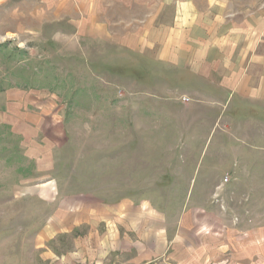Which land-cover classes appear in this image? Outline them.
<instances>
[{
	"label": "rangeland",
	"instance_id": "rangeland-1",
	"mask_svg": "<svg viewBox=\"0 0 264 264\" xmlns=\"http://www.w3.org/2000/svg\"><path fill=\"white\" fill-rule=\"evenodd\" d=\"M42 9L0 5V44L17 54L0 57V264H95L100 247L107 264L115 228L139 242L149 208L175 222L186 205H217L264 223V108L225 100L114 42L78 37L69 16L48 20ZM19 50L28 55L16 64ZM43 71L64 86L7 89L21 76L46 81ZM128 201L138 206L136 234L127 214L104 212Z\"/></svg>",
	"mask_w": 264,
	"mask_h": 264
},
{
	"label": "crops",
	"instance_id": "crops-1",
	"mask_svg": "<svg viewBox=\"0 0 264 264\" xmlns=\"http://www.w3.org/2000/svg\"><path fill=\"white\" fill-rule=\"evenodd\" d=\"M28 1L42 7L48 20L69 16L78 37L114 42L188 73L225 100L264 108V0ZM110 206L104 212L127 214L125 222L134 233L141 227L131 219L138 207L131 201L122 209ZM149 211L150 226L139 242L121 240L115 228L107 264H147L154 258L155 264H264V223L229 216L217 205H186L175 222ZM156 213L164 220L151 219ZM150 230L155 244L148 243ZM100 251L95 264H101Z\"/></svg>",
	"mask_w": 264,
	"mask_h": 264
},
{
	"label": "trees",
	"instance_id": "trees-1",
	"mask_svg": "<svg viewBox=\"0 0 264 264\" xmlns=\"http://www.w3.org/2000/svg\"><path fill=\"white\" fill-rule=\"evenodd\" d=\"M20 52L18 53L19 55V60L16 61V64H19L20 61L24 60L28 53L23 51V50H19ZM17 54L11 53V51L8 49V47L6 46V44H0V57H8L11 59L15 60V56ZM12 79H14L15 76H17L14 72L10 73ZM38 75L35 74V77H23L21 76L20 82L17 81H11V79L9 80L8 84H7V89L8 88H14L17 87L21 90H29V89H46L49 92H54L56 91L58 88H62L65 84V81H59V76L57 74L51 73V72H46L43 71V78L46 79L47 78V82L46 81H40L38 82V79L36 78ZM4 88H0V91H2ZM17 149V146H15V150ZM14 150V153H15ZM17 152V151H16ZM17 161H21V157L16 156ZM17 171L19 173H22V168L21 166H18Z\"/></svg>",
	"mask_w": 264,
	"mask_h": 264
},
{
	"label": "built area",
	"instance_id": "built-area-1",
	"mask_svg": "<svg viewBox=\"0 0 264 264\" xmlns=\"http://www.w3.org/2000/svg\"><path fill=\"white\" fill-rule=\"evenodd\" d=\"M183 100L185 101V100H186V98H183ZM227 181H228V177H227V176H225V177H224V179H223V182H224V183H226Z\"/></svg>",
	"mask_w": 264,
	"mask_h": 264
}]
</instances>
